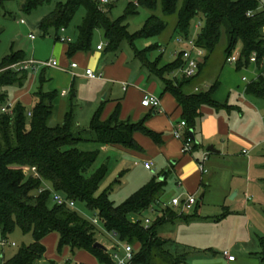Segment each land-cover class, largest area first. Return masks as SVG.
Masks as SVG:
<instances>
[{
  "label": "trees",
  "instance_id": "obj_1",
  "mask_svg": "<svg viewBox=\"0 0 264 264\" xmlns=\"http://www.w3.org/2000/svg\"><path fill=\"white\" fill-rule=\"evenodd\" d=\"M7 1L11 0H0V8ZM52 1L23 0L21 10L30 14ZM110 4L102 6L98 0L57 1L54 9L39 22L38 31L43 37L53 35L54 40L59 41L60 30H66L82 8L84 16L77 26V37L74 42H66L67 57L78 52L88 53L96 31L103 33L106 54L117 56L123 44H127L149 78L160 83L163 92L174 98L181 112L180 119L185 123L184 139L190 137V131L194 132L197 121L202 118L201 108L216 112L232 108L213 97L220 86L218 79L206 89L193 90L196 77L222 36L226 38L225 63L235 54L237 71L253 66L260 72L246 84L244 94L254 100H264V0H134L115 20L108 15ZM158 7L163 18L176 16L174 32L177 37L188 39L193 25L200 24L194 43L202 55L197 58L198 71L192 78L181 73L184 66L181 53L173 61L162 64V55L155 61L149 59V54L159 46L135 48L136 41L162 34L167 23L152 14L138 32L130 34L128 20L136 16L139 9L155 13ZM252 54L255 55L253 63ZM24 61L23 52H16L0 65V106L8 108L5 113L0 111V234L2 240L7 241L6 237L18 229L23 235H31L32 243L21 246L7 260L1 255L0 264H59L45 258L42 241L50 234L57 235L59 255L65 249L72 257L86 252L99 264H116L113 257L126 244L134 248V264H155L160 258L170 264H187L189 253L197 251L164 238L162 227L175 222H192L198 219V214L163 208L160 200L166 180L155 176L126 201L115 205L109 200L111 187L99 193L108 170L105 164L93 169L99 153L78 148L82 143H95L140 153L142 149L134 140V134L140 133L156 145L162 143L161 136L144 126L145 118L137 123L120 120L119 104L106 119H102V104L94 112L88 130L78 131L74 120L73 87L62 121L50 125L58 93L46 91L47 68H42L38 75L37 87L31 94L32 107L27 109L20 102L10 105L9 91L23 88L29 77L28 70L17 71L11 66ZM90 133L93 136L88 137ZM192 142L193 151L197 145L193 139ZM54 195L74 204H85L99 226L67 205H56ZM150 210L155 215L145 227L146 216L142 221L140 218ZM105 235H110L115 242L109 244ZM96 243L105 249L96 248ZM257 245L259 252L253 256L264 264V238L258 237ZM66 264L77 263L69 260Z\"/></svg>",
  "mask_w": 264,
  "mask_h": 264
},
{
  "label": "rangeland",
  "instance_id": "obj_2",
  "mask_svg": "<svg viewBox=\"0 0 264 264\" xmlns=\"http://www.w3.org/2000/svg\"><path fill=\"white\" fill-rule=\"evenodd\" d=\"M57 1L65 2L66 0H53L52 3L39 7L30 14H26L21 10L23 0H11L4 3L3 8H0V65L11 53L16 52H23L26 63L53 60H57L60 65L64 63V61H59L53 49L57 44L53 35L43 37L38 31L39 22L54 9ZM133 2L134 0H113L110 4L109 17L112 20L121 17L127 5ZM152 14L164 19L167 23V28L159 36L136 41L135 48L142 50L153 45L159 46L157 51L149 54V59L155 61L157 56L162 55L161 63L165 64L173 58L172 54L174 51L187 49L185 44L178 42V37L174 32L175 15L163 18L159 7L155 13L139 9L138 14L128 20V32L130 34L138 32ZM83 16L84 10L80 8L67 27L66 35L72 40L77 37V26L81 23ZM195 25L197 26L198 24L195 23L193 25L189 34V39L192 40H195L199 31L198 28H194ZM29 35H33L34 39L30 40ZM98 45L105 47V40L101 31L94 32L91 39L92 50ZM225 45L226 38L222 36L214 53L199 74L196 86H199L200 90L206 89L220 76L221 85L216 92L215 100L221 103L226 102L229 106L238 107L242 111V116L237 112L238 110H233L230 116L231 118L237 116L236 131L244 138V144L235 149V158L233 160H226L222 163L225 170L221 174L223 173L225 176L215 181L211 179L206 196L199 200L200 193L197 194V204L192 211L186 212L188 215H194L196 212L199 220L189 224H180L181 222H178L180 225L174 227V230L170 232V237L175 242L194 248L197 251L189 253L187 264H261L258 258L247 255L243 245L246 244L248 239H252L257 246L256 250L259 251L257 238H264V183L259 181L264 176V100L255 101L244 94L243 86L253 80L257 76V72L252 66L237 71L234 64L225 63L223 55ZM120 52L122 53L120 57L122 60L124 56L126 57L127 65L130 64L135 70H140V64L134 58L133 51L127 44H123ZM15 65L17 66L18 64ZM11 68L13 67L11 66ZM262 68H264V63ZM13 69L17 70L16 68ZM31 74L35 73H28V75ZM177 75H180V73ZM242 77H245L248 81L243 82L241 80ZM107 85L110 86V84ZM78 89L79 93L75 100L76 107L74 111L75 121L78 123V125L76 124V129L78 131H87L92 115L95 112L93 99L95 98L96 101L99 97L100 88L92 90L90 85L81 81ZM15 90L9 91V101L14 98L12 94ZM123 95L119 86H114L113 97L121 99ZM104 96V93H102L99 98L103 99ZM66 100L64 99V101ZM241 100H246L249 103L254 101L253 104H256L255 111ZM90 102L91 105H89ZM126 103L127 107L130 108V116L138 112V105L134 96L129 95ZM4 106L2 105L0 108ZM61 118L62 116L58 112V108L56 110L55 105L49 124H58L61 122ZM91 135L93 136L90 133L88 137H91ZM138 145L140 146L139 143ZM78 148L83 151H97L99 153L93 169L103 164L108 169L99 193L111 187L109 200L115 205L126 201L154 176L158 177L165 166L164 162L154 160L151 169L145 170L142 158L132 155L131 152H129L131 154H128L117 146L82 143ZM241 150L249 153L248 158L240 154ZM223 180H227V182L224 183ZM166 183L167 185L161 198L164 197L170 200L172 196L179 194L175 185V176L172 172L168 174ZM230 183L231 185L228 189L227 187ZM229 190L232 191L229 193ZM74 210L89 221L96 218L83 203L75 204ZM145 216L149 219L153 218L152 213H146L140 220H144ZM97 225L99 226V224ZM171 226V224H167L162 228L169 229ZM6 239L9 245L4 248L0 247V256L3 255L4 260L11 258L21 246L32 243L31 235H23L18 229H15ZM104 239L108 240L109 244L115 242L110 235H105ZM1 241L2 236L0 234ZM12 243L15 246H10ZM43 245L49 260L60 264H66L69 260L72 263H76L69 251L63 252L61 255L57 253V240L47 238L44 240ZM223 252L232 255L235 262H228L223 257ZM119 254H122L121 250ZM155 264H170V262L160 258L155 261Z\"/></svg>",
  "mask_w": 264,
  "mask_h": 264
},
{
  "label": "crops",
  "instance_id": "obj_3",
  "mask_svg": "<svg viewBox=\"0 0 264 264\" xmlns=\"http://www.w3.org/2000/svg\"><path fill=\"white\" fill-rule=\"evenodd\" d=\"M66 33L67 29L63 34H61V36L68 39L69 42H74V40L67 36ZM56 42L57 44L53 49L55 50V54L57 55L59 61H64V63L60 65L57 60H53L57 62L58 66L55 68H47L49 69V71H47L46 69L45 74L46 80L48 82L45 85V88L46 91H56L58 93V97L54 101V108L56 105V110L58 108V112L60 113L62 118L66 110V99H68L71 88L73 87L74 89L76 100L79 93V83L83 81L85 82V84L90 85L92 87V90L94 88H100L99 97L100 95H102V93H104L105 96L103 97V99H100L99 97L97 98L98 100L96 99V101L95 98L93 99L95 103V111L103 104L102 119H106L113 112L116 105L119 104L120 120L137 123L145 118V127L147 126V129L161 136L162 143L156 145L149 138L140 135V133H136L134 134V140L137 144H140L142 152L138 153L133 151H126L124 149L123 150L128 154L132 153V155L138 158H142L144 160V163L154 164V160L165 163V166L161 170V173L158 175V178L161 179V177H163V179L167 180L168 174L171 172L175 176V185L179 194L172 196L171 199L177 197L184 199L187 196H194L196 198L197 194L200 193L201 198L199 197V200H202L208 192L209 182L211 181V179L215 181L222 176H225L223 173L221 174V172L225 170L222 163L226 160H233V158H235V149L244 144V138L236 131L237 116L234 118H231L230 116L233 110H238L237 112H239V114L242 116L243 114L240 108L231 106L232 108L228 111L220 110L218 112L206 107L201 108V113L203 116L199 121H197L196 127L193 132L194 142L197 147L190 153L184 154L182 153V140L175 139L173 136L174 129L181 121L180 109L178 108L174 98L169 93H164L163 86L156 80H153V78H149L147 73L142 69L141 65L139 67L140 70L136 69V71L133 66H131L130 64L127 65L128 62L125 56L123 60L120 58L122 54L121 52L117 54V56H112L110 54H105V47H103L102 50H97V46L95 47V49H91L88 53L78 52L71 58H66V42ZM174 59L175 58L173 57L169 62L173 61ZM72 63L77 64V68L72 69L70 67ZM87 69H90L94 72H101L103 74V78L101 80L87 79L84 75L85 70ZM28 71L35 74L29 75L25 87L16 89L13 92L12 95L14 98L9 101L10 105H13L16 102H20L25 107H28V109L32 107L31 94L37 87L38 75L41 73L42 68L36 69L34 71ZM255 71L257 72L258 76L260 72L256 68ZM198 76L196 77V79L198 78ZM218 81L220 83V76L218 78ZM247 81L248 80L246 79L245 82ZM107 84H110V86ZM246 84L243 86V88H245ZM196 85L197 83L195 82L193 90L197 92L200 89L198 88L199 86ZM114 86H119L120 90L123 92L124 95L121 99L113 97ZM216 92L213 96L214 99ZM144 94H152L153 96L160 99V112L141 106L140 102ZM127 95L128 97L130 95L136 98L138 112L134 113L133 116L129 115L131 112L126 103V101L128 100ZM64 99L66 101H64ZM241 101L255 111L256 104H253L254 101L251 102L252 104L246 100ZM89 105H91V102L89 103ZM75 123L78 125L76 121ZM182 133H184V129ZM209 146H212V148L214 149L213 152H208L206 150ZM205 153H207V160L204 162L206 173L201 174L198 170V161H200L202 155ZM145 154L149 155L146 156ZM240 154L243 156H247V158L249 156V153L245 150H241ZM223 181L224 183L227 182V180ZM259 181L264 183V176H262ZM230 185L231 183L228 185V189L230 188ZM231 191L229 190V193ZM171 199L169 200L162 197L160 202L162 203L163 208H170L171 210L175 211L177 209L169 204ZM198 220L199 217L194 221ZM180 224H178V222H175L171 224L172 226L169 229H162V236L164 238L171 239L170 232L174 230V227H177ZM47 238H53V240H57V235L50 234L46 238H44V240ZM44 240L42 241V243L44 242ZM171 240L174 241L173 239ZM243 247L246 249L247 255L249 257H254L253 254L259 252L256 250L257 246L252 239H248ZM67 251L68 249L64 250V252ZM45 258L46 260H49L46 253ZM74 262H76L77 264H98L97 260L92 255L86 252L76 253L74 255ZM233 262H235V260Z\"/></svg>",
  "mask_w": 264,
  "mask_h": 264
},
{
  "label": "built area",
  "instance_id": "obj_4",
  "mask_svg": "<svg viewBox=\"0 0 264 264\" xmlns=\"http://www.w3.org/2000/svg\"><path fill=\"white\" fill-rule=\"evenodd\" d=\"M113 0H98L99 4L102 6H106L108 4H110ZM200 24H198L197 26H195V29L199 28ZM64 29L60 30V33L63 34L64 33ZM30 39H34L33 35H29ZM178 42L181 44H185L187 46V49L181 50V51H176L173 54V57L175 58L178 54L181 53L182 55V59L184 62V66L183 69L181 70V73L184 77L186 78H192L196 75L197 71H198V64H197V58L200 57L202 55V52L195 46L194 40L192 39H184L182 37H178ZM59 42L61 43H65V42H69L68 39L64 38L63 36H60L59 38ZM103 46L99 45L97 46V50H102ZM255 60V55L252 54L251 56V62L253 63ZM237 61V55L233 54L230 57H228L226 59V63L227 64H235ZM57 62L56 61H49V62H35V61H31L30 63H26V62H22L19 63L17 66H12L13 68H16L17 71H23V70H36L39 68H55L57 67ZM70 67L72 69L77 68V64L72 63L70 65ZM85 77L89 80H101L103 78V74L101 72H94L90 69L85 70L84 73ZM242 81H246V78H242ZM141 106L144 108H148L154 111H161V103H160V99L153 96L152 94H144L141 102H140ZM0 111L2 113H5L8 111V108L6 107H2L0 108ZM185 128V123L183 121H180V123L177 125V127L174 129L173 131V136L175 139L178 140H182V153L187 154L190 153L192 151V139L189 138H185L183 137V129ZM207 160V153L203 154L200 161H198V170L201 174H205L206 173V169L204 167V162ZM152 167L151 163H144V168L146 170H150ZM53 201L56 203V205L58 206H63V205H67L69 208L74 209L75 204L71 201H67L64 197L60 196V195H54L53 197ZM196 198L194 196H187L184 199H181L180 197L177 198H173L170 201V205L172 207H174L175 209H177L179 211V213H185L188 212L190 210H192L193 206L196 204ZM149 213H152L153 216L155 215V213L153 212V210H150ZM93 224L97 225L98 224V220L97 219H93L92 220ZM150 223V219L146 218L144 220V224L145 227H147ZM8 242L6 240H2L0 242V247H5L8 246ZM10 246H14V244H10ZM121 255L120 254H116L114 255V260L116 262V264H134L133 263V259L135 256V251L134 248L131 245H123L121 246ZM223 256L229 261V262H233L235 259L232 255L228 254L227 252H223Z\"/></svg>",
  "mask_w": 264,
  "mask_h": 264
},
{
  "label": "water",
  "instance_id": "obj_5",
  "mask_svg": "<svg viewBox=\"0 0 264 264\" xmlns=\"http://www.w3.org/2000/svg\"><path fill=\"white\" fill-rule=\"evenodd\" d=\"M190 137L194 140V134H193V132L192 131H190ZM208 152H213L214 151V149L212 148V146H209V147H207V149H206ZM163 179V177H161V180ZM201 198V197H200ZM96 248H98V249H105V247L103 246V245H101V244H99V243H96L95 245H94Z\"/></svg>",
  "mask_w": 264,
  "mask_h": 264
}]
</instances>
